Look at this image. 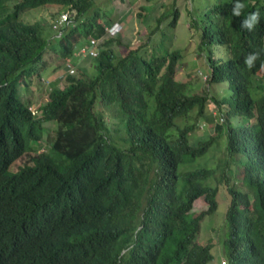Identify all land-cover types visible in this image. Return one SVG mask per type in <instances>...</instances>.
Wrapping results in <instances>:
<instances>
[{"label": "trees", "instance_id": "1", "mask_svg": "<svg viewBox=\"0 0 264 264\" xmlns=\"http://www.w3.org/2000/svg\"><path fill=\"white\" fill-rule=\"evenodd\" d=\"M94 2L0 0V264H209L216 250L197 235L219 184L229 196L223 264H264V0H242L241 17L262 16L251 32L231 15L232 0H188L202 93L177 72L174 4L131 47L111 36L98 44L117 14ZM51 5L67 14L56 29L22 19ZM164 22L170 32L155 42ZM90 50L91 69L73 74L70 62ZM48 51L63 86L49 81L35 110L21 91L43 85ZM250 52L259 55L246 67ZM209 104L215 123L196 139ZM221 141L216 164L202 165ZM196 200L206 207L194 212Z\"/></svg>", "mask_w": 264, "mask_h": 264}, {"label": "rangeland", "instance_id": "2", "mask_svg": "<svg viewBox=\"0 0 264 264\" xmlns=\"http://www.w3.org/2000/svg\"><path fill=\"white\" fill-rule=\"evenodd\" d=\"M94 3L101 4L97 6H101L103 11L105 10V7H108L106 10L109 12L112 11V15L117 14V20L115 23L117 30L114 33H108V35L106 34L102 39L98 40V44H100L105 37L111 36L113 38L119 39L121 42L128 44L131 47H136L142 41L147 40L148 28H146L145 25L149 23L153 25V20L163 11H166L170 6H172V4H174V6L179 10V15L176 26L173 29L174 39L172 47L179 48L183 51V57L179 61L177 72L181 76L190 75V77H186L189 80L188 88L190 92H203L202 88L206 86V75L203 72V60L201 61L202 58H199L197 53L204 52L203 50L198 49L199 39L197 36L193 35V33L188 28V21H190V17L187 15L185 9L188 0H95ZM62 12L63 10H59L57 5H51L47 7H41L33 11H28L22 16V19L25 21H42L45 26H50L51 29H56L58 25L54 24L57 22L58 17L60 14H62ZM108 15L112 17L110 13H108ZM114 17L115 16H113V18ZM165 23L166 22L163 23L164 25L160 26L161 28H164L165 26L164 29H158L155 32V42H158V39H160L161 31H164L166 35L169 34L170 27L167 26V24L165 25ZM149 43H153V34L151 35V40ZM82 45L83 48L88 47L87 43ZM112 46L116 50L121 48L117 47L116 43H112ZM77 48L75 49V53L73 54L71 61L78 58V53H76L78 51ZM88 55L89 56L81 57L76 63L70 62V65L73 68V74L78 73L77 66H83L89 70L91 69L92 56L90 57L89 53ZM45 57L47 58V62H49L50 67H48L44 72L45 78L43 85L37 86L32 83L29 84L26 89L23 88L21 91V95L23 97H30L33 100V109L35 108V110L37 109L38 105L42 101L45 102L47 98V83L49 81L58 78V85L60 87L63 86V77L65 73L61 66H57L59 63L58 58H56L51 51H48ZM210 110L212 113L215 112L214 106L212 104H209L207 112L210 113ZM212 113L207 114L203 119L199 118L197 122L198 127L194 136L196 139L203 136L205 129L211 130L213 127L215 123V114ZM47 127L50 128L49 126ZM45 134H47V130ZM42 147L47 148V144H43ZM224 149L225 146L223 141L219 142L214 148H210L209 151L206 152V154L200 159V163L208 167H213L216 164L217 158L221 157L222 153L225 152ZM12 168H14V165ZM228 199L229 196L225 187L219 184L217 191V209L212 215L204 217L201 221L199 235H197L198 241H210L216 250V256L209 264H223L224 261L220 252V241L223 232L224 214L227 203L229 202ZM205 207V203L202 200H196L193 207L195 210L194 212L204 209Z\"/></svg>", "mask_w": 264, "mask_h": 264}, {"label": "clouds", "instance_id": "3", "mask_svg": "<svg viewBox=\"0 0 264 264\" xmlns=\"http://www.w3.org/2000/svg\"><path fill=\"white\" fill-rule=\"evenodd\" d=\"M243 8L244 4L242 3V0H232L230 7L231 15L234 17H240V28L251 32L260 23L262 16L259 9H257L241 17V11ZM258 55L259 53L257 52H250L247 56L243 58V64L246 67H252Z\"/></svg>", "mask_w": 264, "mask_h": 264}, {"label": "built area", "instance_id": "4", "mask_svg": "<svg viewBox=\"0 0 264 264\" xmlns=\"http://www.w3.org/2000/svg\"><path fill=\"white\" fill-rule=\"evenodd\" d=\"M62 19L63 20L67 19V14L66 13L65 14H62ZM116 30H117V28H116V26L114 24L111 28L108 29V32L109 33H114ZM90 43L95 44V40L91 39L90 40ZM82 50H84V48H82ZM89 54L90 55H94L95 54V51L94 50H90L89 51Z\"/></svg>", "mask_w": 264, "mask_h": 264}]
</instances>
